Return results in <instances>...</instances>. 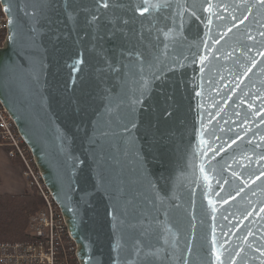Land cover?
Segmentation results:
<instances>
[{"label":"water","instance_id":"95a60500","mask_svg":"<svg viewBox=\"0 0 264 264\" xmlns=\"http://www.w3.org/2000/svg\"><path fill=\"white\" fill-rule=\"evenodd\" d=\"M0 97L84 264H264V3L3 0Z\"/></svg>","mask_w":264,"mask_h":264},{"label":"built area","instance_id":"2783aa9c","mask_svg":"<svg viewBox=\"0 0 264 264\" xmlns=\"http://www.w3.org/2000/svg\"><path fill=\"white\" fill-rule=\"evenodd\" d=\"M10 18L0 0V50L7 46ZM0 147L19 159L32 190L43 199L40 210L29 225L30 239L23 242H0V264H84L80 244L69 227V218L46 183L44 172L31 147L22 136L13 115L0 97Z\"/></svg>","mask_w":264,"mask_h":264},{"label":"trees","instance_id":"16d2710c","mask_svg":"<svg viewBox=\"0 0 264 264\" xmlns=\"http://www.w3.org/2000/svg\"><path fill=\"white\" fill-rule=\"evenodd\" d=\"M43 205L36 191L22 195L0 194V242H23L30 239L31 218Z\"/></svg>","mask_w":264,"mask_h":264},{"label":"rangeland","instance_id":"374dc122","mask_svg":"<svg viewBox=\"0 0 264 264\" xmlns=\"http://www.w3.org/2000/svg\"><path fill=\"white\" fill-rule=\"evenodd\" d=\"M0 149L6 150L5 157H0L1 172H6L4 178H0V192L11 191L13 188H17L18 191L28 189L29 191L26 193L31 192L32 188L24 175L23 163L19 159L11 157L5 147H0Z\"/></svg>","mask_w":264,"mask_h":264},{"label":"crops","instance_id":"0c3cea01","mask_svg":"<svg viewBox=\"0 0 264 264\" xmlns=\"http://www.w3.org/2000/svg\"><path fill=\"white\" fill-rule=\"evenodd\" d=\"M5 153H6V150L5 149H0V157H5ZM6 160V158H5ZM1 169L2 167H0V178H4V175L6 174V172L2 173L1 172ZM29 190H24V191H18L17 188H13L11 189V191H4V192H0V194H3V193H8V194H15V195H22V194H25L26 192H28Z\"/></svg>","mask_w":264,"mask_h":264},{"label":"snow or ice","instance_id":"6c2138e0","mask_svg":"<svg viewBox=\"0 0 264 264\" xmlns=\"http://www.w3.org/2000/svg\"><path fill=\"white\" fill-rule=\"evenodd\" d=\"M145 2H147V0H145ZM103 3L105 7H108L107 0H103ZM261 3H264V0H261Z\"/></svg>","mask_w":264,"mask_h":264}]
</instances>
